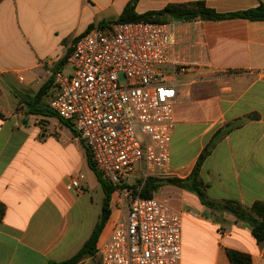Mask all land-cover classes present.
I'll return each mask as SVG.
<instances>
[{
	"label": "crops",
	"instance_id": "0c3cea01",
	"mask_svg": "<svg viewBox=\"0 0 264 264\" xmlns=\"http://www.w3.org/2000/svg\"><path fill=\"white\" fill-rule=\"evenodd\" d=\"M130 1H0V264L66 260L98 221L101 207L95 213L87 179L75 167L76 158L86 159L84 144L68 122L55 113H36L30 103L74 40L91 26L119 17ZM192 2L222 15L264 5V0H136L134 11ZM172 24L174 53L189 65L183 73L165 69L167 80L176 83L168 178L186 179L217 136L199 170L206 196L246 208L264 204V21ZM66 68L65 63L59 70ZM49 92L40 101L48 108ZM79 175L80 190L69 188ZM157 194L182 215L180 264H231L228 250L249 255L251 264H264V243L233 215L212 211L194 193L173 185ZM112 195L98 240L119 207Z\"/></svg>",
	"mask_w": 264,
	"mask_h": 264
},
{
	"label": "built area",
	"instance_id": "2783aa9c",
	"mask_svg": "<svg viewBox=\"0 0 264 264\" xmlns=\"http://www.w3.org/2000/svg\"><path fill=\"white\" fill-rule=\"evenodd\" d=\"M173 26L95 25L71 46L66 65L72 74L51 73L50 110L71 125L96 171L116 187V216L95 247L99 264H180L182 215L130 188L172 175L176 83L165 69L183 73L189 65L174 53ZM81 179L68 187L80 190Z\"/></svg>",
	"mask_w": 264,
	"mask_h": 264
},
{
	"label": "trees",
	"instance_id": "16d2710c",
	"mask_svg": "<svg viewBox=\"0 0 264 264\" xmlns=\"http://www.w3.org/2000/svg\"><path fill=\"white\" fill-rule=\"evenodd\" d=\"M1 1V0H0ZM136 0H131L129 4L124 8L123 12L114 20L104 21L98 24L99 27H103L111 23H130V22H156V23H170V22H191L196 20L202 21H220L225 19H245L249 21H264V5H260L254 9H250L236 14H217L213 10L207 8L202 2H192L185 4H168L162 10L147 12L144 14H137L134 11V5ZM91 26L89 29H91ZM71 50H68V54ZM60 60L52 69V72L59 71L61 67L66 63L67 56ZM52 86V77L50 76L46 82H44L39 88L36 96L33 98L32 110L36 113L54 115L45 104L40 103L41 99L46 96L48 90ZM36 109V110H34ZM2 115L0 114V118ZM70 129H72L69 123H65ZM231 129V127L229 128ZM227 129V130H229ZM217 136H214L212 140L206 145L204 150L199 155L197 162L186 179L177 178H148L143 183H139L137 186L132 185L130 188L134 193H137L142 198H151L154 194L164 185H173L180 189H184L194 193L202 205L212 211H218L221 213H228L233 215L237 221H240L251 229V233L254 239L258 243H264V204L254 203L250 208L243 207L236 201H213L210 200L205 193L206 186L199 179V170L206 157L210 154ZM86 162L89 168L94 172L103 192V200L101 206V213L98 221L95 224L90 236L84 242L79 251L72 257L62 261H52L49 264H78L82 259L89 257H96L95 247L98 238L107 223L111 211L110 201L111 195L116 191V187L107 183L99 174L87 149H85ZM4 214L3 207L0 206V219ZM228 258L231 264H251V258L249 255L227 251ZM98 261V260H97ZM99 264V262L94 263Z\"/></svg>",
	"mask_w": 264,
	"mask_h": 264
},
{
	"label": "rangeland",
	"instance_id": "374dc122",
	"mask_svg": "<svg viewBox=\"0 0 264 264\" xmlns=\"http://www.w3.org/2000/svg\"><path fill=\"white\" fill-rule=\"evenodd\" d=\"M63 73L71 75L72 74L71 67L69 66L66 69H64ZM47 75H48V78H49V74H47ZM41 122H44V120H42ZM64 137H65L64 135L61 137V143H63L62 141H63ZM75 167H76V169L80 170V173L82 175H84L86 177V179H87L86 182H87L88 188H89V190H90V192L92 194V197H93L95 213H99L100 212V207H101V201H102V197H103V192H102V188H101V186H100V184H99L94 172L89 168V166H88V164L86 162V159L81 161L80 159L76 158ZM132 185H136L137 186L138 183H132L131 186ZM157 193H158V191L154 194V197L160 198V199L161 198H165V197H162V196L158 195ZM112 199L115 202L118 199V197H117L115 192L112 195ZM96 223H97V221H96Z\"/></svg>",
	"mask_w": 264,
	"mask_h": 264
}]
</instances>
